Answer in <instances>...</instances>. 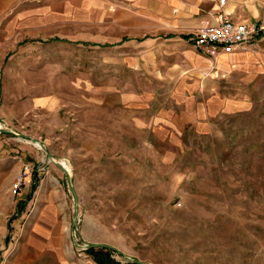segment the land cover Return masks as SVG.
Here are the masks:
<instances>
[{"label": "rangeland", "instance_id": "rangeland-1", "mask_svg": "<svg viewBox=\"0 0 264 264\" xmlns=\"http://www.w3.org/2000/svg\"><path fill=\"white\" fill-rule=\"evenodd\" d=\"M230 1L256 30L235 88L206 69L165 72L171 60L151 45H113L99 24L11 35L23 41L0 79V264H35L46 250L25 231L32 181L12 189L24 172L53 190L41 264H58L61 249L68 264H97L87 242L121 263L264 264V0Z\"/></svg>", "mask_w": 264, "mask_h": 264}, {"label": "crops", "instance_id": "crops-1", "mask_svg": "<svg viewBox=\"0 0 264 264\" xmlns=\"http://www.w3.org/2000/svg\"><path fill=\"white\" fill-rule=\"evenodd\" d=\"M233 8L234 3L230 0L222 7L217 0H0V79L8 75V68L4 70L3 64L7 61L11 46L23 41L16 42L15 38H11L12 34L14 37L17 35L14 32L25 36L27 30L39 31L44 24L63 20L76 24H99L101 35L113 38V45H120L126 40L146 42L153 47L155 57L161 61L171 60L173 70L163 65L165 72H178L180 77H185L186 73H200L206 69L212 77H226L229 88H235L237 76L252 60L248 46L254 36L240 48L217 54L207 53L193 42L194 34L202 26L219 22L223 17L250 25L245 19H240L244 15L236 13ZM208 63L215 65H211L213 68L210 69ZM0 104V114H10L1 95ZM220 109L231 110L226 105V108H218L215 112ZM19 112L22 113L20 109ZM32 175L35 178L34 172ZM22 176L20 187L12 189L14 193H19L23 185L32 181L30 191L33 192L32 196L37 194L38 202L33 204L34 209L26 220L29 229L25 231L29 245H33L35 240H42V246L46 247L40 255L36 251L31 254L34 257L31 261L41 264L50 255L47 241L51 228L50 222L44 224L39 221V215L44 218L53 208L54 200L52 193H49L53 190L47 184L35 183L27 172ZM32 187L35 188L32 190ZM44 221H48V218ZM18 250L21 255V249ZM54 256L58 264H68L62 249L55 251Z\"/></svg>", "mask_w": 264, "mask_h": 264}, {"label": "built area", "instance_id": "built-area-1", "mask_svg": "<svg viewBox=\"0 0 264 264\" xmlns=\"http://www.w3.org/2000/svg\"><path fill=\"white\" fill-rule=\"evenodd\" d=\"M254 26L245 22H235L223 17L219 22L202 26L193 38L194 45L207 53L230 52L244 46L255 35ZM23 181V176L16 177L12 184L13 189H18Z\"/></svg>", "mask_w": 264, "mask_h": 264}, {"label": "trees", "instance_id": "trees-1", "mask_svg": "<svg viewBox=\"0 0 264 264\" xmlns=\"http://www.w3.org/2000/svg\"><path fill=\"white\" fill-rule=\"evenodd\" d=\"M97 264H136L132 261L121 263L112 257V249L106 247H89L85 249Z\"/></svg>", "mask_w": 264, "mask_h": 264}, {"label": "water", "instance_id": "water-1", "mask_svg": "<svg viewBox=\"0 0 264 264\" xmlns=\"http://www.w3.org/2000/svg\"><path fill=\"white\" fill-rule=\"evenodd\" d=\"M19 136H21V137H27V138H29V140H30L31 142H34V143L39 144V145L41 146V148L46 152V156L49 155L48 152L46 151L45 147H44L39 141L35 140V139L32 138V137H29V136L23 135V134H19ZM52 161H53V159H52ZM55 163H56L57 165H59L60 168H61L66 174H68L67 169L64 168V166H63L61 163L56 162V161H55ZM83 247H84V248H89V247H106V248H112L110 245L105 244V243H100V242H87V243H85V245H84ZM126 258H127L128 260H130V261L136 263V264H146V263L143 262L142 260H139V259H136V258H130V257H128V256H126Z\"/></svg>", "mask_w": 264, "mask_h": 264}, {"label": "bare ground", "instance_id": "bare-ground-1", "mask_svg": "<svg viewBox=\"0 0 264 264\" xmlns=\"http://www.w3.org/2000/svg\"><path fill=\"white\" fill-rule=\"evenodd\" d=\"M34 145L36 146V147H38V144L37 143H34ZM66 169H68L67 168V165H65V163L64 162H60Z\"/></svg>", "mask_w": 264, "mask_h": 264}]
</instances>
